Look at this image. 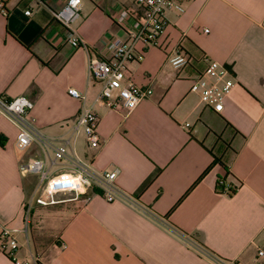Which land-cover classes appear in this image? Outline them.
Here are the masks:
<instances>
[{
	"label": "crops",
	"instance_id": "obj_1",
	"mask_svg": "<svg viewBox=\"0 0 264 264\" xmlns=\"http://www.w3.org/2000/svg\"><path fill=\"white\" fill-rule=\"evenodd\" d=\"M172 1L182 12L166 11L156 44L137 43L141 61L126 64L128 82L151 93L125 113L94 102L100 84L87 78L86 63L102 57L105 38H126L111 18L133 11L131 0H80L71 24L79 49L53 20L62 0H0V97L30 100L39 132L58 144L81 107L65 90L83 93L99 118V147L89 151L80 134L66 152L116 171L117 187L138 205L96 191L81 206L63 192L55 205L27 209L38 178L19 165L47 166L52 155L37 144L18 152L15 127L0 117V226L16 230V256L36 254L33 264H264V0ZM175 48L188 60L177 70L167 61ZM206 60L233 75L220 113L190 91ZM0 264L11 263L0 254Z\"/></svg>",
	"mask_w": 264,
	"mask_h": 264
},
{
	"label": "built area",
	"instance_id": "obj_2",
	"mask_svg": "<svg viewBox=\"0 0 264 264\" xmlns=\"http://www.w3.org/2000/svg\"><path fill=\"white\" fill-rule=\"evenodd\" d=\"M36 1L43 3L44 0ZM131 2L134 7L133 11L120 9L111 18L114 24L123 29L126 38L120 39L116 36L105 38L102 57H89L86 63L87 78L100 84L94 102H104L110 110L125 113L134 109L143 98L151 93L149 89L136 87L126 79V64L142 59L140 54L134 53L135 45L139 42L155 45L157 37L165 27L164 13L168 10L182 12V7L172 0H131ZM80 4V0H62L61 7L52 13L53 20L63 28L65 41L73 49L83 47V41L76 30L71 27L72 22L78 16ZM0 11H2L1 3ZM28 14V10L23 12L25 16ZM203 32L207 31L203 30ZM167 61L175 70L188 63L187 58L178 48L172 51ZM234 84L229 68L213 60H206L202 72L192 82L190 91L197 94L198 103L201 106L214 113H220L223 100ZM65 93L68 97L78 101L81 107L70 127L69 135L59 139L58 144L39 132L31 114L33 104L30 100L24 96L11 99L0 97V117L9 121L16 129L15 149L23 152L31 144H37L50 151L52 155L47 166L38 159H28L19 165L21 174L37 175L38 178L34 191L26 204L27 209L32 205L39 207L55 205L59 202L55 195L63 192L72 193L70 200L79 201L81 206H85L90 196L96 191L106 202L123 201L136 206L135 200L117 187L116 171H96L91 163H84L75 155L66 152L67 149H72L75 138L80 134L89 151L98 149L99 118L94 111L84 105L83 93L72 87L67 88ZM187 126L188 123H184L181 128ZM60 167H64L66 171L50 174V170ZM82 191L88 195H83ZM15 234L16 230L0 226V254L4 255L11 264L37 262L39 256L36 254L16 256L18 245ZM184 242L190 243L185 238ZM257 255H263L262 250H258ZM213 259L217 264H235L232 260Z\"/></svg>",
	"mask_w": 264,
	"mask_h": 264
},
{
	"label": "trees",
	"instance_id": "obj_3",
	"mask_svg": "<svg viewBox=\"0 0 264 264\" xmlns=\"http://www.w3.org/2000/svg\"><path fill=\"white\" fill-rule=\"evenodd\" d=\"M0 145H1V142H0ZM216 186H220V182L219 181H217L216 182ZM229 194H232L233 193V191L232 190H229V192H228Z\"/></svg>",
	"mask_w": 264,
	"mask_h": 264
}]
</instances>
